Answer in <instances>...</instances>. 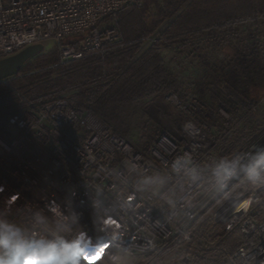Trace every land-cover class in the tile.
<instances>
[{
    "label": "built area",
    "instance_id": "1",
    "mask_svg": "<svg viewBox=\"0 0 264 264\" xmlns=\"http://www.w3.org/2000/svg\"><path fill=\"white\" fill-rule=\"evenodd\" d=\"M129 4L141 2L0 0V59L46 42L57 45L60 63L105 52L102 41L116 42L118 33L101 25ZM158 34L145 37L141 49L155 44ZM73 36L83 37L77 48L61 44ZM239 60L235 65L232 61L231 70L245 78L248 65ZM12 78L0 82L10 85ZM164 99L180 118L163 117L170 131L146 152L89 109L71 106L64 96L26 101L23 108L0 116V214L30 226V207L50 210L59 204L82 213L83 227L93 234H100L101 221L111 216L126 244L139 250L136 264H264V188H237L221 199L203 181L190 182L184 174L264 148V118L253 130L239 129L259 113L262 100L250 104L242 96L237 106L220 101L222 119L215 132L212 125L194 119L193 107L174 92H165ZM225 106L234 108L227 113ZM150 170L162 172L168 183L158 196L137 187ZM234 233L243 242L230 250L225 242ZM104 258L100 249L85 264Z\"/></svg>",
    "mask_w": 264,
    "mask_h": 264
},
{
    "label": "trees",
    "instance_id": "2",
    "mask_svg": "<svg viewBox=\"0 0 264 264\" xmlns=\"http://www.w3.org/2000/svg\"><path fill=\"white\" fill-rule=\"evenodd\" d=\"M140 2L126 5L104 19L118 33L116 42L102 41L105 52H90L60 63L56 48L27 61L10 85L0 82V116L23 108L26 101L37 103L64 96L71 106L89 109L124 136L128 132L123 126L127 116L123 115L129 109L141 107L153 119H159L160 113L178 119L160 96L172 91L184 98L186 91L202 94L203 90L196 83L186 84L173 77L163 65L161 49L181 38L194 40L209 31L233 33L239 25L264 20V0ZM157 31L155 44L142 51L143 39ZM82 38L66 37L61 44L77 48ZM232 73L228 76L235 81L238 75ZM241 92L248 103L257 100L252 89ZM153 97L157 98L153 103H141ZM242 242L234 233L225 245L231 250Z\"/></svg>",
    "mask_w": 264,
    "mask_h": 264
},
{
    "label": "rangeland",
    "instance_id": "3",
    "mask_svg": "<svg viewBox=\"0 0 264 264\" xmlns=\"http://www.w3.org/2000/svg\"><path fill=\"white\" fill-rule=\"evenodd\" d=\"M109 25L111 26L104 22L101 27ZM224 32L209 31L194 40L181 38L171 41L168 47L161 49L163 65L177 80L186 84L196 83L203 90L202 94L198 91H186L183 100L193 107L194 119L200 118L205 121L204 123L212 125L215 132L218 129L216 123L222 119V113L218 109L220 101L237 106L240 102L239 97L243 96L241 91L252 89L255 99L262 100L259 113L251 117L248 123H240L239 129L243 131L246 127L247 129L250 127L253 130L258 120L264 118V20L258 19L255 23L239 25L235 27L233 34ZM43 45L44 50L41 54L44 55L57 48L53 42H46ZM237 58L244 67L248 65V74L245 78L239 77L232 81L228 75ZM232 61H234L233 66ZM225 84L228 85L227 88L224 87ZM164 95L165 92L160 96L163 104L170 107L179 119V113L164 99ZM155 100H157L155 97L148 98L141 103H153ZM224 108L227 113H231L234 107ZM124 116H127V119L124 120L123 126L128 132V136L125 137L142 152L154 147L158 138L170 131L165 119L171 120V118L163 113H160L159 119H153L145 115L141 107H137L129 109ZM149 178L150 183L141 190L146 194L158 196L168 187L167 181L163 185L159 183L160 179L164 178L162 172L150 170L142 180Z\"/></svg>",
    "mask_w": 264,
    "mask_h": 264
},
{
    "label": "clouds",
    "instance_id": "4",
    "mask_svg": "<svg viewBox=\"0 0 264 264\" xmlns=\"http://www.w3.org/2000/svg\"><path fill=\"white\" fill-rule=\"evenodd\" d=\"M173 169L181 171L175 164ZM184 174L190 182L203 181L208 191L221 199L233 195L237 188H264V148L221 158ZM165 182L164 178L159 181L161 185ZM149 183L150 178L141 180L138 190ZM52 196L55 198V193ZM174 196L170 194V204ZM93 207H98L96 201ZM28 214L30 226H21L0 214V264H85V258L100 249L105 250V258L99 264H136L139 250L126 244L120 225L111 216L101 221L100 234H93L85 230V217L75 208L59 204L50 210L30 207Z\"/></svg>",
    "mask_w": 264,
    "mask_h": 264
},
{
    "label": "water",
    "instance_id": "5",
    "mask_svg": "<svg viewBox=\"0 0 264 264\" xmlns=\"http://www.w3.org/2000/svg\"><path fill=\"white\" fill-rule=\"evenodd\" d=\"M44 50L42 43L32 44L20 51L0 59V81L14 77L30 59L40 55Z\"/></svg>",
    "mask_w": 264,
    "mask_h": 264
}]
</instances>
